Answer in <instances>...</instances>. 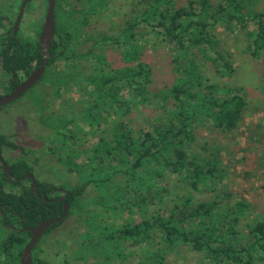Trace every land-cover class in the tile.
<instances>
[{
  "label": "trees",
  "instance_id": "1",
  "mask_svg": "<svg viewBox=\"0 0 264 264\" xmlns=\"http://www.w3.org/2000/svg\"><path fill=\"white\" fill-rule=\"evenodd\" d=\"M6 1L0 0V4ZM20 1L12 0L13 19ZM254 1L220 0L213 4L211 0H138L132 16L116 34H93L86 32L90 18L104 9L106 0H79L75 4L55 0V30L49 47L52 59L43 77H48L46 85H54L56 93L61 85L69 83L82 88L85 105L80 117L88 130L69 115V104L60 114L39 105L40 120L51 130L48 150L59 154L57 160L77 178L74 183L59 184L50 178L40 180H44L42 188L47 197L53 184L65 189L69 205L64 218L52 223L45 234L53 232L71 214L86 225L78 237L89 243L74 251L75 258L87 263L93 257L98 264H128L127 248L143 246L136 264H170L169 252L187 246L200 252L209 264H264V217L246 225L243 240L236 236V226L249 207L246 201L223 207L216 198L196 201L189 192L170 190L171 177L193 190L200 184L210 187L211 182L215 191L221 181V160L216 156L206 158L191 148L195 128L205 124L213 130L235 129L247 101L239 86L209 81L198 56L202 54L222 74L233 72L230 52L217 49L218 27L243 32L246 51L254 58L264 55V10L255 9ZM41 28L42 23L35 28V35L18 28L16 37L0 40L2 70L22 78L30 73L34 62L38 67ZM150 34L171 46L178 77L165 90L149 88L152 68L143 57L144 45L137 35ZM85 42L90 45L85 46ZM111 45L120 48L125 65L113 67L102 50L96 51ZM54 58L63 61L64 71L55 73ZM82 61H90L88 71L82 69ZM219 61L223 69L218 67ZM153 98L165 112L156 117L157 124L139 127L135 132L128 117L132 106L145 107ZM72 123L75 129L69 128ZM88 133L93 140L86 145ZM3 145L20 151L6 159L16 175L25 170L35 174L38 157L29 155L35 150L0 133V147ZM82 154L86 155L83 160ZM30 194L26 192L28 198ZM9 195L16 203V197ZM0 197L6 198L5 194ZM39 203L40 209H20L23 225H36L40 219H52L63 212L64 204L59 200ZM28 216L35 220H25ZM25 242V238L21 240ZM13 246L12 264H19L23 245ZM34 257L33 264L71 261L56 262L37 252Z\"/></svg>",
  "mask_w": 264,
  "mask_h": 264
},
{
  "label": "rangeland",
  "instance_id": "2",
  "mask_svg": "<svg viewBox=\"0 0 264 264\" xmlns=\"http://www.w3.org/2000/svg\"><path fill=\"white\" fill-rule=\"evenodd\" d=\"M68 1L73 4L79 3V0ZM106 1L104 9L90 18L87 33L116 34L125 26L126 20L132 16L134 4L138 0ZM211 1L213 4H217L220 0ZM254 4L255 9L264 10V0H255ZM28 7L30 14L25 13L22 16L19 28L23 33L35 35V28L40 26L45 16L44 0L32 1ZM216 33L220 40L217 49L221 52H230L234 70L231 74L226 71L222 74L211 61L205 60L200 54L198 57L202 61L200 66L202 72L211 82L239 86L240 94L245 96L247 106L238 126L233 130H213L205 124H200L195 128V140L191 144L192 150L206 158L216 156L221 160L222 178L217 182L215 191L211 190L213 187L211 182V188L200 184L198 190H193L176 177L170 178V190L182 194L189 192L196 201L216 198L221 201L223 207L232 206L239 200L246 201L249 207L245 216H242L236 226L238 230L236 236L243 240L246 236V225L264 217V55L257 58L252 57L245 49V34L237 29L230 32L218 27ZM137 37L138 42L144 45L143 57L152 68V81L149 88L151 91L165 90L178 77L172 61L171 46L151 34L137 35ZM84 44L85 46L90 45H86V42ZM101 50L113 67L126 64L120 48L117 46L111 45L96 49L97 52ZM211 55L215 56V54ZM81 63L82 69L87 71L90 69V61ZM221 64L222 61H219V68H222ZM55 68L64 71L66 67L61 61L55 65ZM47 78L45 75L17 99L0 107V133H4L17 143L35 150L29 155L38 157V164L34 171L38 179L50 178L57 184L74 183L77 181L74 172L70 171L64 162L57 160L59 154L48 150V145L51 143V130L40 120L39 111L41 109L38 107L41 104V107L47 106V112L55 110L60 114L68 108L69 104L71 109L69 115L72 114L75 121L88 130V125L80 117L85 105L83 90L77 84L69 83L61 85L59 92L56 93L54 85H46ZM58 82L60 83V80ZM152 100L153 102L145 107L132 106L128 117L135 132L139 127H151L157 124L156 117L165 112L159 106L157 98ZM69 128L75 129V125L72 123ZM88 134L86 145H89L90 140H93L91 133ZM5 150L7 157L13 155L12 152L15 155L20 153V151H12L8 148ZM85 157L86 155H81L82 160ZM85 229L86 225L83 220H80L75 214L69 215L53 232L44 235L41 245L42 255L56 262H63L68 258L71 260L70 264H98L99 261L96 262L93 257L88 259V263L74 257V251H77L80 245L89 243L83 240V237H78ZM142 251L143 246L127 248L126 262L136 264ZM167 258L170 264H209L203 259L200 252L187 246L170 251Z\"/></svg>",
  "mask_w": 264,
  "mask_h": 264
},
{
  "label": "flooded vegetation",
  "instance_id": "3",
  "mask_svg": "<svg viewBox=\"0 0 264 264\" xmlns=\"http://www.w3.org/2000/svg\"><path fill=\"white\" fill-rule=\"evenodd\" d=\"M25 13L30 14L28 9L27 10L24 9L23 15H25ZM14 21L15 19H13L12 0H7L6 3L1 2L0 4V40L1 41L2 40L4 41V39L8 38L11 35L14 37L17 36L14 33V28H13ZM43 22H44V19L41 22L42 28H43ZM4 32H6L7 34H4ZM39 35H38V40H39ZM39 43H40L41 60L39 62L38 67L41 65V62L44 59V55L41 50L40 40H39ZM51 43H53V38L51 40ZM51 43H50V46H51ZM49 47H48L49 55L46 57V60L44 63L43 74L45 72L48 60L52 59L51 58L52 53L49 51ZM57 58L53 59L54 67L58 62H61L60 58L59 59ZM33 64L34 66L31 67L30 73L26 74L22 78L20 77V75H18L15 72L7 73L0 68V97L14 90V88L20 85L22 82H24L33 71L37 70L38 67L36 68L35 66L36 62H34ZM60 72H61L60 70L55 68V73H60ZM43 74L26 91H28L34 85H36L40 81V79L43 77ZM47 86H51V85L48 84ZM6 148H7L6 145H3L2 147H0V194L1 195L5 194L6 196L5 199H8V200H5L4 198L0 197V264H12V257L14 256V252H13L14 246L13 245H23V247L21 248L20 257H19V264H21L22 251L32 238V232L30 228L33 226H37L42 220H45V219H40L36 225L25 226L23 225L24 218L22 217L20 209L26 208L30 210L31 208H33L34 210L35 206H37L40 209L39 201L41 202V204L45 205L47 202H52L55 199L65 204L66 203L65 201L66 191L62 187L57 186L56 184H53L51 186L52 189L48 191L49 197H47L45 194V189L42 188V181L44 180L38 179L35 176V174L30 172L29 170H25L24 174L22 175H16V171H13L14 169L12 168V166H10L6 161V159H8L6 150H5ZM4 162L9 167L8 170L4 168L3 166ZM27 189H29L28 191L31 192L29 198L26 195V192H28ZM9 194H13L16 197V203L12 202V198L14 197L10 196ZM27 203H29V206L27 205ZM25 214L27 213L25 212ZM36 215H38V213H36ZM25 220L33 221L35 220V218L28 216L26 217ZM50 226L40 234L37 242L35 243V246L32 248L31 264H33V261L35 258L34 256L36 252L39 255L43 256L42 255L43 248L41 247V245L43 242L45 232L50 228ZM13 232H15V234H13ZM24 238L26 242L22 244L21 240H23Z\"/></svg>",
  "mask_w": 264,
  "mask_h": 264
},
{
  "label": "water",
  "instance_id": "4",
  "mask_svg": "<svg viewBox=\"0 0 264 264\" xmlns=\"http://www.w3.org/2000/svg\"><path fill=\"white\" fill-rule=\"evenodd\" d=\"M29 1L30 0H22L20 3L19 11L16 15L13 25L15 34L18 31L25 5ZM54 30H55V0H47V7L43 22V28L39 35V40L41 42V50L44 55V59L41 62V65L37 68V70L33 71L24 82L16 86L14 90H12L11 92L0 97V106L16 99L19 95H21L28 88H30L41 77V75L43 74L46 57L49 55L48 47L50 46L51 40L53 38ZM3 166L6 170L9 169V167L5 162L3 163ZM68 206L69 205L67 203L64 204L63 212L61 215L52 219L42 220L37 226H33L30 228L32 232V238L22 251L21 264H31V250L35 246L38 237L52 223L58 222L64 218V216L67 213Z\"/></svg>",
  "mask_w": 264,
  "mask_h": 264
}]
</instances>
